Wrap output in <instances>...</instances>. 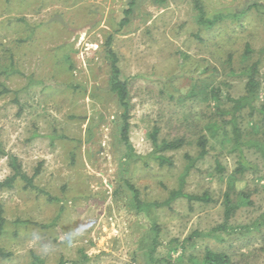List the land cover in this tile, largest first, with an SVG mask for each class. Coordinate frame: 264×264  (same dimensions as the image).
<instances>
[{
  "label": "rangeland",
  "instance_id": "1",
  "mask_svg": "<svg viewBox=\"0 0 264 264\" xmlns=\"http://www.w3.org/2000/svg\"><path fill=\"white\" fill-rule=\"evenodd\" d=\"M202 1L209 18L223 14L224 21L211 29L200 26L192 0H168L166 6L137 0L123 27L132 0H0V93L10 91L0 94V144L19 157L29 176L42 163L35 184L60 199L50 202L23 183L0 189L6 219L0 248L12 253L0 257V264H34V256L42 264H201L206 249L227 253L232 264H264V231L248 229L264 215L258 147L243 148L258 171L237 182V192L249 193L252 205L241 204L230 222L233 230L215 231L224 223L227 187L215 162L232 173L238 160L229 144L224 148L222 132L218 143L210 139L209 156L183 186L218 203L180 198L170 207L148 205L180 189L186 156L197 157L196 139L216 112L213 100L191 95L196 85L238 98L247 82L241 70L261 58L258 105L264 103V0ZM254 3L259 7L250 9ZM110 37L121 78L129 81L134 153L146 157L153 151L157 128L161 140L187 142L164 153L173 167L126 156L118 128L122 109L110 91ZM247 44L255 51L249 59ZM12 61L21 74L10 73ZM249 119L244 115L241 126L253 140ZM10 175L0 156V181ZM126 181L148 203L140 213ZM82 225L83 233L77 230ZM196 232L195 245L183 250ZM43 245L55 248L44 255Z\"/></svg>",
  "mask_w": 264,
  "mask_h": 264
},
{
  "label": "trees",
  "instance_id": "2",
  "mask_svg": "<svg viewBox=\"0 0 264 264\" xmlns=\"http://www.w3.org/2000/svg\"><path fill=\"white\" fill-rule=\"evenodd\" d=\"M137 0H132V3L129 4L130 9L126 11V18L121 21L120 25L123 27L130 22V16L133 14L134 7ZM158 4H162L164 6L167 5L168 0H153ZM194 9L197 12V23L206 27L207 29H211L223 22L225 16L223 14H217L212 18L208 17V14L205 10L204 4L202 0H192ZM255 7H259V3H254L250 9ZM112 44V37H110L106 45L109 47L107 56L111 62V79H110V91L116 96L118 103L122 109L121 112V123L119 125L120 132V140L124 144L127 150L128 158H137L141 159H154L159 166H169L173 167L174 162L171 157L165 156V152L175 151L183 148L186 145V140L184 138H178L174 140H161L159 137V129H154L151 134V139L153 143V151L146 157H142L136 155L134 153L133 145L130 141V129H131V99H130V91H129V81L127 79L121 78V70L118 67L119 57L114 52L113 49L110 48ZM254 49L247 44L245 48V59H249L250 56L254 53ZM263 52V51H261ZM232 57L230 56L229 59ZM261 64L262 60L259 58L256 62L251 63L245 66L241 70V74L245 76L247 82L245 86L244 95L233 98L231 96H222L220 89L210 88V86L201 84L200 86L196 85V90L192 91L191 95H195L197 93H201L205 95L206 101L213 100L216 104V112L210 116V121L204 125V129L202 128V133L196 139V145L198 147V155L196 158H193L189 155L186 156V160L188 164L186 165L185 173L181 179V187L180 189L173 190L168 199L163 203H152L148 204L151 207H170L173 202L180 198H185L189 202H200L205 205H211L218 203V200L213 198L209 193H204L202 195L196 194H188L184 192L183 186L185 184L186 179L189 175L195 170L196 164L200 161L205 160L209 156V141L211 138L218 143L220 139V133H224V138L222 139V144H224V148L226 144L231 146L230 153H236L238 156L237 167L232 173H227L226 167H224L220 160L216 159V172L226 180V191L223 194V207H224V223L217 227L215 231L229 232L232 229L230 227V222L236 215L238 209L241 204L252 205L251 197L249 193L245 192H237L236 185L237 182L243 179V177L248 173L257 174L258 166L253 163L246 155L243 150L248 144L258 147L260 149V153L264 158V103L258 105L260 89L262 86L261 82ZM11 74H21L17 68H15V64L12 61L11 63ZM8 89H5L2 94L9 93ZM0 93V94H1ZM221 96L225 99L222 100ZM247 116L250 118L251 123V132L249 135L253 137V140H248L245 138V133L241 126V121L243 117ZM230 127L231 135L228 133L227 128ZM205 131L207 133H205ZM209 134V135H208ZM230 135V136H229ZM54 135L52 138L55 139ZM248 135H246L247 137ZM0 156L7 159L8 166L11 170V175L8 176L4 181H0V189L4 190H13L16 187L17 183H23V188L25 190H31L38 192L40 194H44L50 202H59L60 199L58 197H54L51 194L47 193L45 190L40 189L35 184V179L41 174L43 169V164H39L36 168L33 176H29L24 168L21 160L18 156L13 153H10L5 150V148L0 144ZM127 188L132 192V201L140 213L148 206L142 199L141 193L139 189L129 181H126ZM241 198V203L236 202V197ZM23 224H31L30 221H18ZM6 224V219L4 217V209L0 205V235L3 233ZM249 230L255 229L256 231L263 232L264 231V215H262L259 219H257L251 227H248ZM233 230V229H232ZM211 234V233H210ZM200 233L196 232L189 236L182 243V249L184 250L187 245H195L194 238L199 237ZM157 240V239H156ZM264 240V237H263ZM264 250V248H263ZM12 253L6 252L2 248H0V257L3 259L10 258ZM42 259L37 256H34V264H42ZM201 264H232V259L230 255L225 252H216L211 249H206L204 258L201 261Z\"/></svg>",
  "mask_w": 264,
  "mask_h": 264
},
{
  "label": "clouds",
  "instance_id": "3",
  "mask_svg": "<svg viewBox=\"0 0 264 264\" xmlns=\"http://www.w3.org/2000/svg\"><path fill=\"white\" fill-rule=\"evenodd\" d=\"M79 232L83 233L86 231V226H80L78 229H77ZM36 239H39L38 237H36ZM64 239H66L67 241L71 242L70 240L67 239V233L65 234V237ZM43 248V253L44 255H47L48 253H50L51 251L54 250L55 246L54 245H43V246H40V248Z\"/></svg>",
  "mask_w": 264,
  "mask_h": 264
},
{
  "label": "water",
  "instance_id": "4",
  "mask_svg": "<svg viewBox=\"0 0 264 264\" xmlns=\"http://www.w3.org/2000/svg\"><path fill=\"white\" fill-rule=\"evenodd\" d=\"M59 21L63 23V19L62 18L61 19L59 18Z\"/></svg>",
  "mask_w": 264,
  "mask_h": 264
}]
</instances>
